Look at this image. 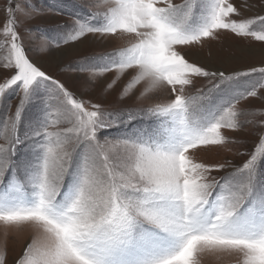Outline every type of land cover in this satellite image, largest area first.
<instances>
[{
    "label": "snow or ice",
    "instance_id": "snow-or-ice-1",
    "mask_svg": "<svg viewBox=\"0 0 264 264\" xmlns=\"http://www.w3.org/2000/svg\"><path fill=\"white\" fill-rule=\"evenodd\" d=\"M92 8L56 46L89 34L120 41L80 69L84 86L114 72L106 94L130 74L120 97L153 103L128 111L129 120L148 118L140 127L105 136L121 113L42 70L8 0L0 102L17 96L18 104L0 121V228L5 237L32 233L15 264H202L206 256L264 264V111L257 119L240 107L264 100V64L226 74L188 59L222 30L264 42V14L245 18L231 0H94ZM249 127L256 140L237 151L247 156L240 165L196 159L239 145L225 130ZM6 247L0 241V264Z\"/></svg>",
    "mask_w": 264,
    "mask_h": 264
},
{
    "label": "rangeland",
    "instance_id": "rangeland-1",
    "mask_svg": "<svg viewBox=\"0 0 264 264\" xmlns=\"http://www.w3.org/2000/svg\"><path fill=\"white\" fill-rule=\"evenodd\" d=\"M7 2L8 0H0V30L6 20ZM93 2L94 0H14L20 8L16 12L18 31L29 49L28 55L39 64L42 70L61 80L66 87L75 94L81 95L85 100L100 102L108 111L121 113L124 122H117L113 127L105 129L104 135L109 138L123 137L133 129L140 127L148 119L137 114L129 120L128 111L147 108L153 101L148 99L137 101L136 95L120 97L122 86L129 79L130 74L123 76L113 88L108 89L104 94L103 90L115 78V73H105L85 87L88 72L80 70L82 67L97 63V58L101 54L115 50L120 46V41L104 40L99 36L89 34L81 40L70 41L68 44L60 43L59 47L56 46L57 41L66 38L71 32L77 18L87 17L89 13L96 11L92 8ZM231 2L241 8L245 18H251L257 13L264 14L262 12L264 0H231ZM2 39V31H0V42ZM44 39L52 41V46L47 50H40L36 45ZM5 55L4 50L0 49V62L3 61ZM188 59L195 60L212 71L219 69L226 74L234 71L244 72L253 66L259 67L264 64V42L255 41L251 37H239L222 30L216 39L205 43L202 49H191ZM204 83L206 81L200 78L197 80L196 87ZM138 91L137 89V94ZM102 94L104 98L101 100ZM17 104V96H11L8 100L0 102V121L6 120L7 116L15 111ZM240 107L257 112V119H259V113L264 111V100L249 98L248 101L242 102ZM23 132L24 129L21 128V136ZM225 134L232 140L239 141V145L229 144L226 148L196 151L194 153L196 159L207 163H223L229 160L237 166L246 160V155L236 153L253 150L252 146L256 140L253 129L249 127L240 131L225 130ZM2 137L3 133L0 132V144L4 143ZM213 175L219 177L224 175V172H214ZM31 234V230L25 229L20 233L9 232L5 237L3 229L0 228V241L6 240L7 245L5 264H15ZM202 264H234V262L227 258L206 256Z\"/></svg>",
    "mask_w": 264,
    "mask_h": 264
},
{
    "label": "bare ground",
    "instance_id": "bare-ground-1",
    "mask_svg": "<svg viewBox=\"0 0 264 264\" xmlns=\"http://www.w3.org/2000/svg\"><path fill=\"white\" fill-rule=\"evenodd\" d=\"M205 259V258H204Z\"/></svg>",
    "mask_w": 264,
    "mask_h": 264
},
{
    "label": "trees",
    "instance_id": "trees-1",
    "mask_svg": "<svg viewBox=\"0 0 264 264\" xmlns=\"http://www.w3.org/2000/svg\"><path fill=\"white\" fill-rule=\"evenodd\" d=\"M21 135V134H20Z\"/></svg>",
    "mask_w": 264,
    "mask_h": 264
}]
</instances>
